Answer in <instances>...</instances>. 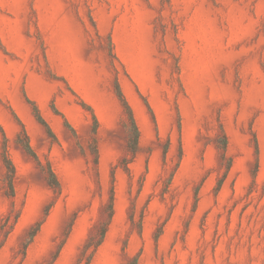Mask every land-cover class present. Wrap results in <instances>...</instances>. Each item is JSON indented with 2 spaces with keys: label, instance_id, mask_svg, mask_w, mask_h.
<instances>
[{
  "label": "rangeland",
  "instance_id": "1",
  "mask_svg": "<svg viewBox=\"0 0 264 264\" xmlns=\"http://www.w3.org/2000/svg\"><path fill=\"white\" fill-rule=\"evenodd\" d=\"M0 43V264H78L112 188L91 264H264V0H0ZM116 78L141 133L129 171Z\"/></svg>",
  "mask_w": 264,
  "mask_h": 264
},
{
  "label": "trees",
  "instance_id": "2",
  "mask_svg": "<svg viewBox=\"0 0 264 264\" xmlns=\"http://www.w3.org/2000/svg\"><path fill=\"white\" fill-rule=\"evenodd\" d=\"M113 58L116 59L115 54H113ZM114 88H115V93L121 102V105L124 110V114L126 116L124 125H125V129L127 132L126 150H127V154L129 155V158L125 157L122 159V161H120V167L129 171V163L132 162L136 158L137 153L139 151L141 133H140V129H139V126L137 124V121L134 115L133 108L131 104L129 103L126 95L124 94L122 87L119 83V80L117 78L115 79V82H114ZM28 101L32 105L33 113L36 119L46 127L48 133L51 136H55L49 123L45 120V118L41 114V111L39 107L37 106V104L30 99H28ZM81 104L84 108H86L87 110L91 112L93 120H94V125L92 129L91 147H92L93 153L95 154V163L97 164L98 163V150L96 147V134H97L98 126H99V121L97 119V116L93 108L90 105H88L84 101H81ZM146 104L148 108L152 111L148 101H146ZM21 125H22V132L19 135L18 140L23 146L24 150L29 155L33 156L40 163L38 156L30 143L27 130L23 123H21ZM66 125L73 132H75V129L69 123V121H66ZM3 135L5 139L6 138L5 134L3 133ZM227 146H228L227 135L225 134L224 130H222V135L220 136L218 140V148L221 151L222 160L226 162L225 168L228 171L231 167V158L227 154ZM166 155H167V151H165L164 153L165 158H166ZM2 161H3L5 170H4L2 178H0V185L3 187L6 196L13 199L16 194L15 185H14L16 168L10 157L6 144H4V150L2 152ZM47 179L51 187L55 191H58L60 188V183L58 181V178L54 170L52 169L50 165L48 166V169H47ZM223 180L224 178H221L219 180L218 189L222 185ZM114 200H115V195H114V189L112 188L111 194L109 197V202L105 208L106 217L99 223V225L95 228V230L92 233H90L88 238L86 239L80 251L79 257H78V264H91L95 253L97 252L98 248L104 242L109 226L112 222L113 215H114ZM18 219H19V213H17V215L15 216V223L18 221ZM40 227H41V223H36L34 226L30 228V230L28 231L26 235L24 243H23L25 248H27L29 244L33 241V239L39 232ZM128 264H140L139 256L138 255L133 256Z\"/></svg>",
  "mask_w": 264,
  "mask_h": 264
}]
</instances>
